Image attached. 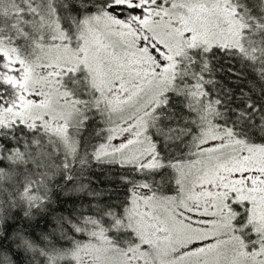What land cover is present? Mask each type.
<instances>
[{
	"label": "snow or ice",
	"instance_id": "1",
	"mask_svg": "<svg viewBox=\"0 0 264 264\" xmlns=\"http://www.w3.org/2000/svg\"><path fill=\"white\" fill-rule=\"evenodd\" d=\"M0 264H264V0H0Z\"/></svg>",
	"mask_w": 264,
	"mask_h": 264
}]
</instances>
